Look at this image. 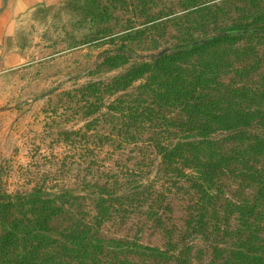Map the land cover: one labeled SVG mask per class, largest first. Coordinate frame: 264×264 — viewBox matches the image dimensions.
<instances>
[{
  "label": "rangeland",
  "instance_id": "obj_1",
  "mask_svg": "<svg viewBox=\"0 0 264 264\" xmlns=\"http://www.w3.org/2000/svg\"><path fill=\"white\" fill-rule=\"evenodd\" d=\"M0 264H264V0L20 16L0 59Z\"/></svg>",
  "mask_w": 264,
  "mask_h": 264
},
{
  "label": "crops",
  "instance_id": "obj_2",
  "mask_svg": "<svg viewBox=\"0 0 264 264\" xmlns=\"http://www.w3.org/2000/svg\"><path fill=\"white\" fill-rule=\"evenodd\" d=\"M57 0H0V59L6 58L13 46V30L20 16L38 5Z\"/></svg>",
  "mask_w": 264,
  "mask_h": 264
},
{
  "label": "trees",
  "instance_id": "obj_3",
  "mask_svg": "<svg viewBox=\"0 0 264 264\" xmlns=\"http://www.w3.org/2000/svg\"><path fill=\"white\" fill-rule=\"evenodd\" d=\"M154 64V63H153ZM146 64H144V63H140L139 65H133V69H131V70H135V68L134 67H136V69L138 68V69H140V68H143V66H145ZM149 65V64H148ZM157 65H159V66H161V64H155V67L157 68ZM153 69H150V68H148L147 69V74L150 72H153L154 70H156L154 67H153V65L151 66ZM146 68V67H145ZM143 70H145V69H143ZM129 69L127 70V74H126V76L129 74ZM129 76V75H128ZM193 86V85H192ZM98 89H100V85L99 84H97L96 82H94V81H90V82H87V83H85L84 85H83V88H82V90L83 91H86L87 92V94L88 95H92V96H95V95H97V91H98ZM120 100H118L117 102L118 103H123V102H128L129 100H126V101H120ZM190 100H186V101H183L184 102V104H186L187 105V107H188V102H189ZM94 101H91L90 103L91 104H95V103H93ZM95 102H97V103H99V102H101V101H96L95 100ZM116 102V100H110V101H108L107 102V104L106 105H112V104H114ZM186 107V108H187ZM141 109L143 108V107H140ZM141 111V110H140ZM146 112V111H145ZM145 112H143L144 114H145ZM189 113H190V111H189ZM188 113V114H189ZM130 116H132V115H130ZM136 118V117H135ZM148 120H150V117L149 116H147L146 117ZM155 118H158V116L157 115H155ZM163 118V117H162ZM161 118V119H162ZM141 120V119H140ZM200 128H202V125H201V127ZM152 145H153V143H152ZM157 149H160L161 147H162V150H163V152H162V155L163 156H166L167 154H169L170 152H169V149L167 148V145L165 146V144L164 145H162L160 142H158V141H155V145H154ZM164 146V147H163ZM173 148V147H172ZM207 156L208 155H206V154H204V157H203V155H202V158H198L197 159V161H196V164H194L195 166H196V168H197V172H199V174H201V180H204L205 179V173H204V171H203V168L205 167V165H207V164H204V163H206L205 162V158H207ZM201 159H203V161H201ZM198 168H199V170H198ZM201 168V169H200ZM200 177V176H199ZM197 184V183H196ZM97 186V185H96ZM98 187L99 188H97L98 189V193L97 194H102V193H100L101 191H103V192H105L104 190H106V189H104L103 187L101 188L100 187V185H98ZM59 196L60 197H64V196H69V197H72V198H77V197H80V198H86V194H84L83 192L80 194V193H69V192H67V191H64V192H62V193H60L59 194ZM89 197V196H88ZM90 198V197H89ZM92 198V197H91ZM94 198H96V201L97 200H99V199H101V198H103L101 195H98V196H94ZM55 201L54 199H52V198H50V197H46L45 199H44V201H48V202H52V201ZM60 200V199H59ZM85 223H87V226L88 225H90L91 224V222H89V221H86V222H83V225L85 224ZM86 226V227H87ZM89 227V226H88ZM83 232H85V228H80L78 231H77V236H78V239H80L81 238V233H83ZM79 233V234H78ZM83 249L85 250V248L83 247ZM84 250H83V252H84Z\"/></svg>",
  "mask_w": 264,
  "mask_h": 264
}]
</instances>
